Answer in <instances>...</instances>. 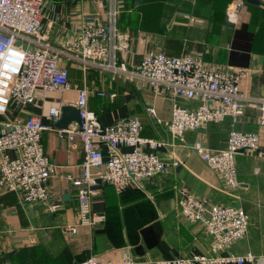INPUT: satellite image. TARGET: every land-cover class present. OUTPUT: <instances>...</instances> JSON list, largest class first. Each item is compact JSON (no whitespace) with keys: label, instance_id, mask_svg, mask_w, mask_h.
Here are the masks:
<instances>
[{"label":"crops","instance_id":"1","mask_svg":"<svg viewBox=\"0 0 264 264\" xmlns=\"http://www.w3.org/2000/svg\"><path fill=\"white\" fill-rule=\"evenodd\" d=\"M232 0H117L115 28L129 35L127 52L117 54L127 67L137 65L147 53L171 57L199 56L205 65L234 71L245 68L249 76L240 84L248 96L264 97V0H242L235 25H229L225 9ZM42 35L54 47L75 37L84 16L108 12V0H43ZM73 87L86 85L92 94L88 107L101 123L136 117L142 123L141 136L166 143L158 150L162 160L176 158L177 166L117 192L98 181L91 198L92 211L103 216L102 227L76 226V233L64 229L77 223V190L68 178L81 174L83 152L79 140L69 142L55 131H44L40 144L54 165V173L45 184L46 202L25 203L21 193L0 188V264H79L90 256L119 262L131 256L136 264H155L191 255L211 256L209 237L199 223H190L177 206L178 191L186 187L195 197L217 205H236L248 216V232L230 252L242 255L249 251L264 256V126L254 109L247 107L233 128L259 137L254 152L239 151L235 166L239 182L233 194H227L220 178L191 148L200 141L207 148L225 147L231 119L207 123L186 132L183 141L170 133L171 98L162 92L138 89L135 82L121 75L91 68L83 72L76 64L62 59ZM96 91L103 96L94 94ZM76 91L50 94L45 101L26 106L12 104L6 118L30 113L44 117L49 106H73ZM113 95V96H112ZM184 108H196V102L178 100ZM153 108L154 116L146 109ZM73 123V122H72ZM105 157L106 146L101 147ZM127 150V147H121ZM14 157V151H8ZM92 174L97 170L92 169ZM50 204H57L55 211ZM200 264V263H198ZM225 264H237L233 262ZM242 264H251L244 262Z\"/></svg>","mask_w":264,"mask_h":264},{"label":"built area","instance_id":"2","mask_svg":"<svg viewBox=\"0 0 264 264\" xmlns=\"http://www.w3.org/2000/svg\"><path fill=\"white\" fill-rule=\"evenodd\" d=\"M117 0H108V12L84 16L80 30L59 47L52 46L42 35L43 0H0V188L22 194L28 204L46 202L45 184L54 173V165L44 154L40 144L44 131H55L59 138L69 142L79 140L83 152L81 174L68 178L77 190V223L64 229L75 234L76 226L91 229L102 227L103 216L91 209V198L98 181L112 186L117 192L162 174L178 161L162 160L158 150L163 141L141 136L142 123L136 117L116 120L111 125L100 122L97 114L88 107L92 94L86 85L73 87L68 79V69L62 59L70 61L85 73L91 68L109 72L112 77L121 75L132 80L140 90L154 94L166 93L171 98V118L168 130L183 141L186 132L198 130L207 123H219L231 119L226 145L221 149L205 147L195 141L191 148L200 160L221 181L224 191L233 194L239 187L235 155L240 150L254 152L259 146L255 133L240 132L233 128L244 110L254 109L257 121L264 126V97L248 96L240 91V84L249 76L247 69L234 71L208 66L199 56L171 57L162 53L144 54L140 62L127 67L117 54L127 52L129 35L115 28ZM242 0H232L225 9L229 25H235L242 9ZM75 89L73 107L79 121L66 128L55 127L61 116L64 102L47 108L43 121L41 115L6 118L12 104L26 106L35 101H45L48 95H62ZM94 94L103 96L96 91ZM113 96V95H112ZM178 100L196 102V108H184ZM154 116L153 108L146 109ZM108 148L107 157L101 147ZM127 147V150H121ZM8 151H14V157ZM96 169V174L91 170ZM177 206L190 223H199L209 237L211 256L191 255L175 260H163L155 264H264V256L247 251L242 255L230 252L232 246L246 237L249 220L245 211L236 205H217L195 197L186 187L178 191ZM57 204H50L55 211ZM79 264H136L128 256L112 262L100 256H90Z\"/></svg>","mask_w":264,"mask_h":264},{"label":"water","instance_id":"3","mask_svg":"<svg viewBox=\"0 0 264 264\" xmlns=\"http://www.w3.org/2000/svg\"><path fill=\"white\" fill-rule=\"evenodd\" d=\"M78 113L73 106L65 105L61 108V116L55 124L56 128L64 129L72 122H78ZM242 151V150H240Z\"/></svg>","mask_w":264,"mask_h":264}]
</instances>
